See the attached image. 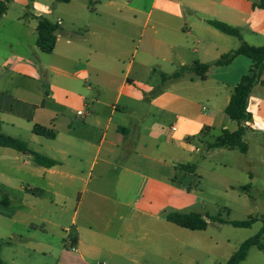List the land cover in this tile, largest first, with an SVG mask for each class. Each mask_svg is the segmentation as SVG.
<instances>
[{
  "label": "crops",
  "instance_id": "crops-1",
  "mask_svg": "<svg viewBox=\"0 0 264 264\" xmlns=\"http://www.w3.org/2000/svg\"><path fill=\"white\" fill-rule=\"evenodd\" d=\"M38 17L59 26L51 53L38 45ZM242 43L264 47V0H11L0 18L1 131L58 162L40 166L0 147V219L23 224L4 229L6 246L17 245L13 264H65L43 214L66 215L70 204L57 229L66 264L227 263L264 216L254 212L249 228L209 221L191 230L166 214L211 216L198 172L206 162L226 194L264 195V69L248 101V150L205 149L239 128L226 108L254 63L238 54L215 64ZM195 63L211 65L205 78L192 70L172 78ZM24 182L15 208L8 195ZM240 264H264V249L251 247Z\"/></svg>",
  "mask_w": 264,
  "mask_h": 264
},
{
  "label": "trees",
  "instance_id": "trees-1",
  "mask_svg": "<svg viewBox=\"0 0 264 264\" xmlns=\"http://www.w3.org/2000/svg\"><path fill=\"white\" fill-rule=\"evenodd\" d=\"M11 0H0V18L7 12L8 4ZM59 2H69L70 0H58ZM38 45L47 53H51L56 45V32L59 29L57 24L52 23L45 17H38ZM217 29L234 36H239L238 30L232 26H229L223 22L211 21L210 22ZM244 54L250 57L253 61L252 76L246 75L242 78L241 82L233 89L231 100L226 108L228 116L236 120L239 124L237 131L231 133L228 130H224L223 134L216 138L212 143H208L207 149L211 150L219 147H229L231 149L238 148L242 153L248 150L247 143L243 140V135L247 130L246 123L251 120L252 116L248 112V101L252 88L258 81L259 75L264 69V47H254L247 43L242 45L232 53H229L222 57L215 65H224L232 60L235 55ZM211 67L210 64L195 63L191 68H183L181 71L176 72L172 78L181 76L186 70H192L203 78L206 77L208 69ZM264 85V82H263ZM2 121L0 118V147L13 148L19 152L25 153L33 158L36 164L44 167H52L58 164V162L50 157L44 156L38 152L31 150L28 145L9 135L2 133L1 131ZM34 132L41 135H46L50 138H54L55 135L51 130H48L42 126L36 125ZM187 170L193 169L194 166H185ZM32 193L44 194L42 190L33 189ZM2 203L7 205L8 198L4 196ZM166 218L181 227L191 230H206L209 226V221L218 222L221 224H230L238 228H249L257 220L255 217H249L245 220H230L224 219L220 214L216 216H207L200 212L191 211H170L166 214ZM264 219L263 227L254 236L246 239L239 248L235 251L232 257L225 264H240L244 261L248 255V251L251 247L257 246L260 249H264ZM0 264H5L0 254Z\"/></svg>",
  "mask_w": 264,
  "mask_h": 264
},
{
  "label": "rangeland",
  "instance_id": "rangeland-1",
  "mask_svg": "<svg viewBox=\"0 0 264 264\" xmlns=\"http://www.w3.org/2000/svg\"><path fill=\"white\" fill-rule=\"evenodd\" d=\"M207 146L208 144L205 145V149H207ZM209 164L211 163L206 162L205 164L202 165L201 169L198 171L199 175L201 176L200 190L203 191L202 198H203V202L207 203L205 207L209 215L211 216L218 215L219 210H221L223 206H226L227 208L226 211L224 209L220 211V215L222 214L223 216L221 215V217L224 219L228 218L229 213H230L229 217L235 220H245L249 218V216L254 215L253 214L254 212H258L260 216H264V195H260L259 192H257L255 194V201H254L249 198L248 194H244L238 189H236L233 193L230 192L229 194H226L227 191L225 189V186L217 179L216 174L214 175L213 173H211ZM20 185H24L25 187L28 186L26 182H24V184L18 183V185L14 186L13 191H11L8 195L11 200L14 198L16 199L15 202H13V204L14 203L17 204L15 208H18V206L21 205L20 202L24 201V200L21 201V199L23 198L22 197L23 193L19 189ZM27 200L30 201L27 203L28 205L34 202V199H32L31 197ZM251 210L253 212H250ZM30 212L32 211L28 207L26 209V215L29 216ZM72 212L73 209H72V205L70 204L69 212L66 215L60 216V213H58L57 215L43 214L45 218L44 224L47 225L48 229L51 232L54 230V232L52 233L55 236H53L50 233L48 239L53 244L56 242V240L58 241L59 255L60 258L62 255L63 257L62 261H64L65 264L67 263L68 260H70V258H72V256L70 255V253L66 252V248L60 246V244L62 243V236L58 234V230L59 232H61L62 229L58 225H60L63 221H65L67 219V215H70ZM33 223H38V221H33ZM21 225L23 224L22 223L16 224L13 221L2 222V220L0 219V247H3L1 250L3 253L2 258L7 264H13L12 262L13 253L14 250H17V245L12 244V248H8L6 246L7 245L6 243L9 240V234H5V233H10V232L5 231L4 233V229L5 228L18 229ZM27 225H29V223ZM68 252H70L69 249ZM206 260H207L206 264H211L212 261L210 259H206ZM218 260L221 261L220 259Z\"/></svg>",
  "mask_w": 264,
  "mask_h": 264
},
{
  "label": "clouds",
  "instance_id": "clouds-1",
  "mask_svg": "<svg viewBox=\"0 0 264 264\" xmlns=\"http://www.w3.org/2000/svg\"><path fill=\"white\" fill-rule=\"evenodd\" d=\"M35 7L40 8L41 6L37 4V5H35ZM42 10H43L44 12H47V11H48L47 8H43ZM260 127H261L262 130H264V125H261Z\"/></svg>",
  "mask_w": 264,
  "mask_h": 264
},
{
  "label": "built area",
  "instance_id": "built-area-1",
  "mask_svg": "<svg viewBox=\"0 0 264 264\" xmlns=\"http://www.w3.org/2000/svg\"><path fill=\"white\" fill-rule=\"evenodd\" d=\"M77 113H79V114H80L81 112H80V111H78ZM73 250L75 251V250H76V248H75V247H73Z\"/></svg>",
  "mask_w": 264,
  "mask_h": 264
}]
</instances>
